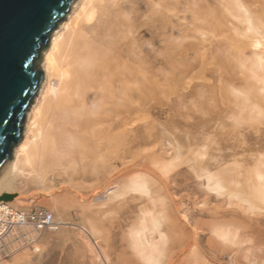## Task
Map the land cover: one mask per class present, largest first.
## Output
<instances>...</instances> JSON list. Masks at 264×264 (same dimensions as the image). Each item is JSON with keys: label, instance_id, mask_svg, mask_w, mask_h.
<instances>
[{"label": "bare ground", "instance_id": "obj_1", "mask_svg": "<svg viewBox=\"0 0 264 264\" xmlns=\"http://www.w3.org/2000/svg\"><path fill=\"white\" fill-rule=\"evenodd\" d=\"M209 36L216 39L217 55L227 62L228 77L220 72V81L234 98V103L211 116V122L222 117L237 124L264 119V0H77L44 52L43 84L27 113L11 165L0 175V197L30 183L44 187L49 174L50 188H55L57 171L67 173L75 163L83 170V180L97 188L95 198L100 206L123 198L126 171L132 167L125 158L136 156L146 139L153 138L152 129L140 130L142 108L152 107L156 91L165 90L163 84L177 73L184 88H176L177 92L182 93V100L188 96L184 94L185 82H190L188 68H198L192 60L196 55L202 57L200 68H205V52L213 45ZM187 63L192 64L188 67ZM215 65L220 67V63ZM190 140L183 146L170 141L175 153L170 159V148L161 141L154 143V166L134 175L128 186L134 201L151 205L130 233L132 253L142 264L161 263L168 243L164 221L170 222L168 231L174 227L179 231L180 222L190 223L175 200L169 199L170 179L162 177L181 165L199 170L197 179L217 197L248 205L243 214L248 215V210L258 216L263 213L259 211L264 204V162L253 161L247 175L240 165L224 166L222 154L197 164L195 160L206 158L212 147L202 145L201 151L196 146L200 139ZM185 147L192 157L183 156ZM14 199L19 198L0 201V208L24 214L12 206ZM51 214L54 224L50 230L57 231L64 223ZM247 221L216 217L207 224L222 246L264 255V229L259 221ZM44 230L30 224L14 227L0 240V260L28 246Z\"/></svg>", "mask_w": 264, "mask_h": 264}, {"label": "rangeland", "instance_id": "obj_2", "mask_svg": "<svg viewBox=\"0 0 264 264\" xmlns=\"http://www.w3.org/2000/svg\"><path fill=\"white\" fill-rule=\"evenodd\" d=\"M211 37L209 36L207 40L213 43L216 39ZM208 47L210 49L205 52L208 59L204 57L206 69L200 68L199 61L202 57L197 55L192 60L198 64V68L195 70L188 68L187 76L190 82H185L188 87L187 92L184 91V94L188 95L186 98L182 100V93L177 92L176 88L183 90L184 88L183 84L177 80L176 72L177 74L170 81L168 80V83L163 84V86L166 85L165 90L162 88L156 91L152 107L142 108L140 130L143 132L145 128L152 129L153 141L146 139V144L139 148L136 156L125 158L132 167L126 171L123 183L126 187L124 197L104 202L105 204L100 206L99 199L95 198L97 188L91 187L87 181L83 180L85 178L83 170L75 163L73 170L67 173L57 171L55 188H50L52 184L50 174L47 175V184L44 187L31 183L28 184L29 186H17L11 191L16 199L19 198L12 201L15 209L24 214L37 209L50 211L57 221L64 224L57 231L44 230L34 241L29 242L28 246L19 248L18 252L12 251L6 254L5 258L0 260V264H142L136 261L137 258L132 253L130 233L140 223L144 214L150 211L151 205L134 201V195L130 193L128 186L134 179V175H139L145 167L154 166V143L159 141L165 148H170L167 158L170 159L175 155L169 146L170 141L180 142L183 146L191 141L190 138L196 137L200 139L196 145L200 147L198 150H203L202 145H207L208 149L212 147L208 150L209 152L206 151L208 152L206 158L195 160L197 164L204 159L209 160L211 155L222 154L223 158L220 161L224 163V166L240 165L243 175H247L255 161L264 162V119L237 124L222 117L218 122L216 120L211 122V116L223 111L229 102L234 103L232 101L234 98L229 89L224 88L225 84L220 81V72L224 78L228 77L227 62L217 55L214 43ZM218 63L220 67L215 65ZM188 64L190 67L192 63L186 65ZM193 72L197 73L193 75ZM193 78L197 80L194 81ZM170 94L173 95L170 96ZM145 111L150 114H145ZM202 132H205V135ZM210 132L211 136H207L206 133ZM183 150V156L194 155L192 151L188 152L186 147ZM193 150H195L194 147ZM198 150L194 151L195 154ZM75 157L78 161L79 156ZM198 171L184 164L170 175H162L164 180L170 179L171 182L169 199L175 200V206L178 207L181 215L188 216L190 223L180 222L183 227L179 231L175 230L177 227L168 231L170 222L163 220L164 231L168 234V243L164 245V256L160 264L172 262V264H256L255 261H259L260 258L262 261L259 263L264 264V258H262L264 255L257 250L239 253L232 248L222 246L214 239L210 226L207 224L212 218L223 219L233 216L248 221L252 219L254 223L259 221L261 228L264 229V204L261 205L262 208L260 207L259 212H263L259 214L260 216L252 214L250 210L247 211L248 215L243 214L242 210L246 211L249 208L248 205L235 199L228 201V199L217 197L197 179ZM242 181H244L243 178ZM242 181L241 184L244 187ZM232 188L240 192L238 187ZM50 192L52 193L49 194ZM171 208L169 207V210ZM89 212H99V214L89 216Z\"/></svg>", "mask_w": 264, "mask_h": 264}, {"label": "water", "instance_id": "obj_3", "mask_svg": "<svg viewBox=\"0 0 264 264\" xmlns=\"http://www.w3.org/2000/svg\"><path fill=\"white\" fill-rule=\"evenodd\" d=\"M77 0H0V175L21 143L26 116L43 84L51 35ZM14 195L3 194L0 201Z\"/></svg>", "mask_w": 264, "mask_h": 264}, {"label": "built area", "instance_id": "obj_4", "mask_svg": "<svg viewBox=\"0 0 264 264\" xmlns=\"http://www.w3.org/2000/svg\"><path fill=\"white\" fill-rule=\"evenodd\" d=\"M25 224L35 225L38 229L48 230L53 226L54 221L50 212L41 209L24 215L16 213L11 208H0V240L6 233L12 231L14 227Z\"/></svg>", "mask_w": 264, "mask_h": 264}, {"label": "snow or ice", "instance_id": "obj_5", "mask_svg": "<svg viewBox=\"0 0 264 264\" xmlns=\"http://www.w3.org/2000/svg\"><path fill=\"white\" fill-rule=\"evenodd\" d=\"M6 123H7V115L5 116V119L0 120V126H3Z\"/></svg>", "mask_w": 264, "mask_h": 264}]
</instances>
